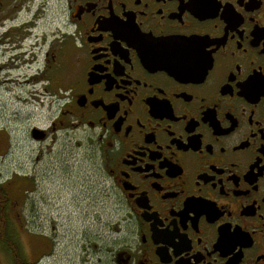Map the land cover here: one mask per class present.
<instances>
[{"label":"flooded vegetation","instance_id":"af4514ba","mask_svg":"<svg viewBox=\"0 0 264 264\" xmlns=\"http://www.w3.org/2000/svg\"><path fill=\"white\" fill-rule=\"evenodd\" d=\"M8 81L119 203L99 264H264V0H0Z\"/></svg>","mask_w":264,"mask_h":264},{"label":"rangeland","instance_id":"374dc122","mask_svg":"<svg viewBox=\"0 0 264 264\" xmlns=\"http://www.w3.org/2000/svg\"><path fill=\"white\" fill-rule=\"evenodd\" d=\"M54 110L30 100L27 85H0V182L18 181L8 189L10 221L29 264H99L122 211L82 146L32 138L30 129L46 127ZM0 264H11L1 243Z\"/></svg>","mask_w":264,"mask_h":264},{"label":"trees","instance_id":"16d2710c","mask_svg":"<svg viewBox=\"0 0 264 264\" xmlns=\"http://www.w3.org/2000/svg\"><path fill=\"white\" fill-rule=\"evenodd\" d=\"M10 196L6 189L0 186V243L10 255L11 264H29L22 245L13 230L9 218Z\"/></svg>","mask_w":264,"mask_h":264},{"label":"water","instance_id":"95a60500","mask_svg":"<svg viewBox=\"0 0 264 264\" xmlns=\"http://www.w3.org/2000/svg\"><path fill=\"white\" fill-rule=\"evenodd\" d=\"M40 132L41 131H39L37 128H34L32 133L35 138H41V136L39 135Z\"/></svg>","mask_w":264,"mask_h":264}]
</instances>
